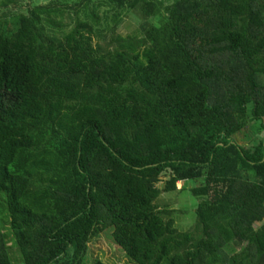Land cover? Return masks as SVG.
I'll list each match as a JSON object with an SVG mask.
<instances>
[{
    "label": "trees",
    "instance_id": "16d2710c",
    "mask_svg": "<svg viewBox=\"0 0 264 264\" xmlns=\"http://www.w3.org/2000/svg\"><path fill=\"white\" fill-rule=\"evenodd\" d=\"M131 11L139 28L121 36ZM257 121L264 0H48L4 13L0 264L14 249L18 264H85L108 228L134 264H264V125L250 144L234 139ZM188 179H201L197 223L178 232L157 200Z\"/></svg>",
    "mask_w": 264,
    "mask_h": 264
},
{
    "label": "rangeland",
    "instance_id": "374dc122",
    "mask_svg": "<svg viewBox=\"0 0 264 264\" xmlns=\"http://www.w3.org/2000/svg\"><path fill=\"white\" fill-rule=\"evenodd\" d=\"M2 2L3 0H0V17L4 15V13H9L10 10L18 12L26 11V5L29 6L33 3L39 2L46 3L48 2V0H14L11 2L10 0H7V4L5 6ZM104 10L105 8L101 10L102 16L104 15ZM6 17L8 18L9 15H7ZM140 18L141 17L138 12H129L128 16H125L123 23L117 30V33L121 36L133 35L139 28L138 21ZM108 34H106L107 41L110 40V34L109 36ZM259 125L264 124L260 123V121L258 123L257 121V124H253L252 127L248 125V127L241 129L240 133L234 136V139L237 143L242 145L246 142L250 144V140L256 134V130ZM160 180L161 181L157 184V187L163 188L167 178L165 175H162L160 177ZM200 180L201 179H188L182 182H178L176 184L177 189L163 192L157 200V203L161 209H164L166 206H168L173 210L172 217L174 219V225L177 228L178 232L192 231L197 223L196 208L201 201V197L194 195L191 187L199 184ZM182 184L184 185L183 189L179 188ZM3 221L6 225H9L8 218L5 219L4 215ZM226 250L229 254H235L239 253L241 251V248H238L235 245H229L226 247ZM13 251L15 252L14 261L16 264H18V254L15 249ZM97 259H101L105 264H134L125 255V252L114 242L112 238V228L106 229L105 232L100 233L92 240V242L90 243L89 255L84 263L94 264Z\"/></svg>",
    "mask_w": 264,
    "mask_h": 264
}]
</instances>
